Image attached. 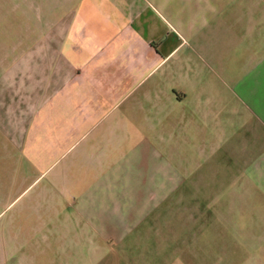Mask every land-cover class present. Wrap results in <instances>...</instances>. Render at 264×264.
I'll return each mask as SVG.
<instances>
[{
	"label": "crops",
	"instance_id": "0c3cea01",
	"mask_svg": "<svg viewBox=\"0 0 264 264\" xmlns=\"http://www.w3.org/2000/svg\"><path fill=\"white\" fill-rule=\"evenodd\" d=\"M32 19L0 52V264L32 239L33 264L50 239L64 264H264V0Z\"/></svg>",
	"mask_w": 264,
	"mask_h": 264
},
{
	"label": "rangeland",
	"instance_id": "374dc122",
	"mask_svg": "<svg viewBox=\"0 0 264 264\" xmlns=\"http://www.w3.org/2000/svg\"><path fill=\"white\" fill-rule=\"evenodd\" d=\"M76 1L77 0H0V52L3 45H5L8 41H16V39H12L15 36L14 33L22 30V28L24 29V27V30H29L35 26L32 19L33 16L40 13H42L44 16L68 13ZM30 19L32 22H29ZM1 58L2 55H0V61L2 60ZM34 188L35 186L29 189L28 192L32 191ZM174 195L175 194L173 192L171 198L167 199L160 205L158 204L160 209H173L178 207L179 203L175 200ZM170 217L177 218L175 216ZM50 241L52 242L51 248L44 246V258L56 256L55 258L59 259V264H64L63 262H60V259L63 256H57L58 250L60 248H57L53 240L50 239ZM26 250V264H33V256H35L33 239L32 244H28ZM55 264H58V262H55Z\"/></svg>",
	"mask_w": 264,
	"mask_h": 264
}]
</instances>
